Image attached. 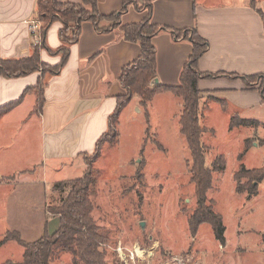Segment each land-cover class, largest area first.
Instances as JSON below:
<instances>
[{
	"label": "rangeland",
	"instance_id": "obj_1",
	"mask_svg": "<svg viewBox=\"0 0 264 264\" xmlns=\"http://www.w3.org/2000/svg\"><path fill=\"white\" fill-rule=\"evenodd\" d=\"M250 81L264 85L260 78ZM165 97L149 103L148 113L126 110L117 125L118 144L103 146L94 163L97 180L92 218L109 237L102 246L106 264H264V180L256 196L236 191L248 181L234 180L244 141L238 133L227 132L223 119L212 117L209 95L200 102V123L207 129L202 136L205 166L212 168L221 156L227 166L223 175L214 172L207 200L222 217L227 247L216 240L207 223L191 232L189 222L197 201L191 156L178 125L180 98L173 97L178 98L176 103ZM27 124L25 127L32 123ZM15 127L0 126V176L15 173L0 180V264L23 261L24 247L6 239L8 232H17L23 242L34 243L59 230V218L49 213L59 200L53 185L80 179L86 169L83 157L58 170L51 162L38 165L34 162L40 148L37 133ZM257 136L264 137V131ZM255 141L250 137L245 144L250 151L243 163L250 169L264 165V141L261 147L251 148ZM119 247L127 254L133 247L141 252L134 260H122ZM50 264H73L72 256L63 254Z\"/></svg>",
	"mask_w": 264,
	"mask_h": 264
},
{
	"label": "crops",
	"instance_id": "obj_2",
	"mask_svg": "<svg viewBox=\"0 0 264 264\" xmlns=\"http://www.w3.org/2000/svg\"><path fill=\"white\" fill-rule=\"evenodd\" d=\"M132 1L139 6L143 1L152 5L153 24L180 31L195 28L206 40L208 50L198 59L197 68L214 76L199 80L200 95L202 99L210 96L212 117L223 119L227 132L238 133L244 141L242 151L246 152H242L243 157L240 153L238 166L245 167L243 160L250 151L246 140L257 139L251 148L261 147V140L264 141V137L257 136L264 131V87L261 91L256 82L249 84L245 79L264 77V0H254L255 5L252 0ZM123 3L124 0H98V7L103 16H109L119 12ZM37 11V0H0V62L30 57L33 46L42 42L41 30L33 33L30 24L38 19ZM146 16V10L130 5L121 16V26L140 23ZM62 26L60 21L54 22L45 33L48 48L57 50L61 46ZM79 38L71 46V55L61 72L44 77L45 104L40 110L37 94L25 92L37 86L41 72L13 79L0 75V108L18 102L2 115L0 126L6 123L16 126V130H35L40 148L34 162L40 166L51 162L56 164V170L94 152L96 142L108 132V118L117 106V98L125 93L118 81L122 70L141 54L140 45L127 41L120 29L99 34L91 22H85ZM153 44L157 50L158 81L165 87L179 86L184 64L194 51L191 41L185 37L176 39L166 30L153 38ZM40 54L45 64L61 63L62 56L49 53L47 48ZM159 96L177 103L178 98H173L177 96L171 92H159L150 103ZM178 104L181 110L182 101L178 100ZM148 105L143 107L140 98L134 97L122 115L129 108L148 113ZM232 118L256 124L236 126L233 131ZM28 122L32 124L25 127ZM14 174L3 173L0 180ZM226 233L225 227L222 246L227 247Z\"/></svg>",
	"mask_w": 264,
	"mask_h": 264
},
{
	"label": "trees",
	"instance_id": "obj_3",
	"mask_svg": "<svg viewBox=\"0 0 264 264\" xmlns=\"http://www.w3.org/2000/svg\"><path fill=\"white\" fill-rule=\"evenodd\" d=\"M252 2L255 5L254 0ZM130 5L137 10H146L147 16L144 21L135 24L121 26V16ZM139 6L132 0H124L123 7L119 12L109 16H103L98 7V0H82V3H64L60 0H37V18L42 24V42L33 46L30 57L15 60H2L0 62V75L7 79L31 75V73L41 72V77L36 84L26 90L37 94V109L40 110L45 104L43 97L46 88L44 77L46 75H57L61 68L68 61L72 45L80 40L82 26L85 22H91L99 34H105L113 29H120L125 39L131 43L140 45L141 54L139 57L123 68L118 81L123 86L125 93L117 98V106L108 118V132L97 142L94 153L84 154L82 157L86 164V169L80 179L65 180L53 185V191L59 194L57 204L51 205L49 213L58 217L60 228L57 232L48 236L44 234L41 239L34 243H25L17 232L6 234V239H14L24 247L22 264H50L53 259L63 254L69 253L72 256L73 264H106V250L103 245L107 244L109 237L104 233L101 226L92 218L94 204L92 196L96 184L94 174V163L100 155L101 149L106 144H118V122L124 108L134 97L140 98V104L146 107L159 92H171L182 101V111L179 115L178 125L180 133L187 141L189 155L191 156L190 171L191 181L195 186L196 207L190 219L191 232L196 233L203 223L211 225L216 240L225 244V226L221 215L215 213L212 204L207 200V193L212 188L214 172L222 173L226 168L224 157L216 158L212 168H207L206 149L202 136L207 130L201 125L203 116L201 110V95L198 82L201 78H211L213 76L201 73L197 68L198 59L207 52L208 44L195 28L174 30L168 27H160L152 23V5ZM62 23L59 31V39L62 44L57 50L48 48L45 44V33L54 22ZM171 31L176 39L183 37L189 39L193 46V53L184 64L180 75L179 86L165 87L162 84L152 86V80L157 78V50L153 44V38L162 31ZM47 48L48 52L61 55V63L57 66H50L41 60L40 51ZM261 79L264 84V77H246L247 83L250 80ZM255 82V81H253ZM264 87V85H263ZM260 90L262 91V88ZM15 104L6 105L0 108V119L2 115L9 112ZM231 119V128L236 126L255 125L253 121L245 120L236 122ZM111 134V139H107ZM264 143V142H263ZM246 152V150L244 151ZM243 152V153H244ZM241 157H243V154ZM235 180L246 179L247 186H237V192L248 193L250 197L256 196L259 183L264 180V165L260 169H248L243 165L239 166L234 174Z\"/></svg>",
	"mask_w": 264,
	"mask_h": 264
},
{
	"label": "built area",
	"instance_id": "obj_4",
	"mask_svg": "<svg viewBox=\"0 0 264 264\" xmlns=\"http://www.w3.org/2000/svg\"><path fill=\"white\" fill-rule=\"evenodd\" d=\"M43 1V0H42ZM30 24H31V29H32V31H33V33H35V31H37V30H41V27H42V24L39 22V20L37 19V20H32L31 22H30ZM119 249V251H120V257H121V259L123 260H125V259H127L128 257L130 258V259H132V260H134V258L135 257H138L139 256V253L141 252V250L140 249H138V248H132V250H129V252H128V254H127V252H123V249L124 248H121V247H119L118 248ZM125 250V249H124ZM140 250V251H139ZM124 262V261H123ZM125 264H127L126 262H124Z\"/></svg>",
	"mask_w": 264,
	"mask_h": 264
},
{
	"label": "water",
	"instance_id": "obj_5",
	"mask_svg": "<svg viewBox=\"0 0 264 264\" xmlns=\"http://www.w3.org/2000/svg\"><path fill=\"white\" fill-rule=\"evenodd\" d=\"M152 86H158L160 85V81H158L157 78H155L154 80H152ZM141 228H144V222L141 223Z\"/></svg>",
	"mask_w": 264,
	"mask_h": 264
}]
</instances>
